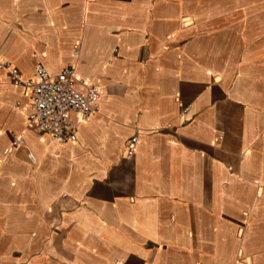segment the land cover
Wrapping results in <instances>:
<instances>
[{
    "label": "crops",
    "instance_id": "1",
    "mask_svg": "<svg viewBox=\"0 0 264 264\" xmlns=\"http://www.w3.org/2000/svg\"><path fill=\"white\" fill-rule=\"evenodd\" d=\"M35 54L100 111L60 146L0 69V264H264V0H0Z\"/></svg>",
    "mask_w": 264,
    "mask_h": 264
},
{
    "label": "built area",
    "instance_id": "2",
    "mask_svg": "<svg viewBox=\"0 0 264 264\" xmlns=\"http://www.w3.org/2000/svg\"><path fill=\"white\" fill-rule=\"evenodd\" d=\"M34 60L35 76L30 80L23 79L19 69L10 62L0 63V69L8 70L15 86L30 91V113L26 128L62 145L74 144L78 139L79 126L100 111L101 92L98 87L78 80L72 65L62 68L58 75L52 76L37 54L34 55ZM77 85L84 86L85 90H79ZM138 140V135L130 139L127 158L134 157ZM13 145L22 146V140L15 136Z\"/></svg>",
    "mask_w": 264,
    "mask_h": 264
},
{
    "label": "bare ground",
    "instance_id": "3",
    "mask_svg": "<svg viewBox=\"0 0 264 264\" xmlns=\"http://www.w3.org/2000/svg\"><path fill=\"white\" fill-rule=\"evenodd\" d=\"M101 98H102V96H101ZM50 140H51V139H50ZM51 141H53V142L59 144L60 146L62 145V144H60V143H58V142H56V141H54V140H51Z\"/></svg>",
    "mask_w": 264,
    "mask_h": 264
}]
</instances>
